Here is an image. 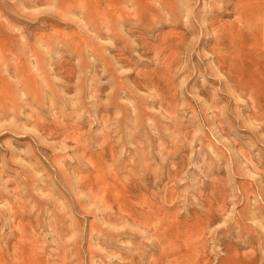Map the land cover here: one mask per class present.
I'll return each mask as SVG.
<instances>
[{
    "label": "rangeland",
    "instance_id": "rangeland-1",
    "mask_svg": "<svg viewBox=\"0 0 264 264\" xmlns=\"http://www.w3.org/2000/svg\"><path fill=\"white\" fill-rule=\"evenodd\" d=\"M0 264H264V0H0Z\"/></svg>",
    "mask_w": 264,
    "mask_h": 264
},
{
    "label": "bare ground",
    "instance_id": "bare-ground-1",
    "mask_svg": "<svg viewBox=\"0 0 264 264\" xmlns=\"http://www.w3.org/2000/svg\"><path fill=\"white\" fill-rule=\"evenodd\" d=\"M0 37H1V41H2L3 47H5V44H6V41H7L6 35H0Z\"/></svg>",
    "mask_w": 264,
    "mask_h": 264
}]
</instances>
